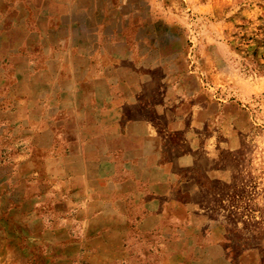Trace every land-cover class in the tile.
Wrapping results in <instances>:
<instances>
[{"label":"crops","instance_id":"obj_1","mask_svg":"<svg viewBox=\"0 0 264 264\" xmlns=\"http://www.w3.org/2000/svg\"><path fill=\"white\" fill-rule=\"evenodd\" d=\"M264 4L0 0V174L37 264H264Z\"/></svg>","mask_w":264,"mask_h":264},{"label":"rangeland","instance_id":"obj_2","mask_svg":"<svg viewBox=\"0 0 264 264\" xmlns=\"http://www.w3.org/2000/svg\"><path fill=\"white\" fill-rule=\"evenodd\" d=\"M258 2L264 4V0ZM9 180V174H0V264H37L40 258L25 250L28 229L23 223L24 211L13 213L7 206Z\"/></svg>","mask_w":264,"mask_h":264}]
</instances>
